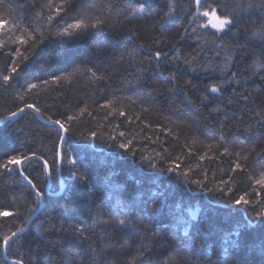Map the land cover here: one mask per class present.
Instances as JSON below:
<instances>
[{"label": "trees", "instance_id": "trees-1", "mask_svg": "<svg viewBox=\"0 0 264 264\" xmlns=\"http://www.w3.org/2000/svg\"><path fill=\"white\" fill-rule=\"evenodd\" d=\"M117 2L119 12L113 13L110 19L120 31L104 28L98 35L73 39L64 44L65 51L50 62L53 67L46 65L42 69L40 65L48 60V53L57 49L56 43L48 44L45 41L47 47L41 46L43 53L37 50L38 55L21 64L17 74L11 73L9 62L17 57L4 55V52L19 46L13 44L9 37L15 39L23 35L30 25H36L34 13L40 11L47 0H36L38 7L35 9L30 7L33 0H0V20L9 22L0 29V43L5 44L0 51V120L11 116L12 112H19L26 103L39 107L43 113H39L40 116L47 121L49 116L61 120L67 116L79 117L67 122L69 131L62 146L64 159L61 167L57 155L61 145L57 142L59 127L45 123L29 109H24L19 116L0 125V161L8 155L31 156L36 153V157L26 162L25 169L44 193L42 208L34 220L37 225L47 226L52 220L65 228L81 220L91 223L89 210L95 217L100 206L104 219H108L110 210L116 218L123 219L115 209L117 206L123 207L132 193L135 207L128 215L134 226L145 229L140 235L155 234L159 237L175 234L178 238L176 249H184V244L179 240H185L195 252V255L189 254L190 259L197 264H233V260L240 264H264V222L256 216V212L260 211L256 200L264 199V189H259L254 183L264 171V153L255 158L249 157L247 161L241 159L247 171H231L238 159L237 152L243 157L246 152H241L242 148L259 145L264 139L259 133L249 136L242 131L247 124L255 125L257 120L264 117V67L261 66L264 55H260L264 42L258 38L250 39L254 31H259L260 20L264 17H252L254 20L241 22L232 30V33H237L236 40L243 47L239 52L232 49V59L222 73L219 68L212 71L201 67L207 63L213 67L224 65L226 53L216 55L219 48L212 43L213 33L216 36L224 34L216 33L211 27L192 31L199 25V13L195 18L189 14L195 12L192 0H175L176 10L171 20L161 19L168 10V0H132L137 5H151L148 10L157 15L148 19L136 15L135 9H128V0ZM208 2L212 3V0ZM55 3H60V0H55ZM82 4L81 18L87 22L96 13L90 7L89 0H82ZM43 10L47 15V8ZM253 12L256 14V10ZM128 13L134 15L132 22L123 20V14ZM123 27L133 28L139 40L123 31ZM56 30L46 28L45 35ZM232 33L224 38L236 43ZM152 37H159L155 45L139 47L142 43L151 45ZM105 39L116 45L115 50L101 44ZM156 50L166 55L156 58ZM122 54L124 60L116 63ZM97 56L111 58L105 59V64L109 65V79L94 82L87 77H77L60 84L53 80V74L72 72L73 60L92 66L97 63ZM192 56H196L197 61L192 65L186 64L185 59ZM141 68H148V71H138ZM231 73L236 74L234 79L239 80V84H223ZM3 74L13 76L8 85L3 84ZM170 74H175V79ZM137 76H143L147 81L150 86L147 90L137 86ZM45 80L48 81L46 85L42 83ZM188 81H191V85ZM31 83L38 84V88L29 91L28 85ZM210 84H223L222 94L207 92L206 86ZM154 88H159L163 95ZM233 88L235 92L231 91ZM179 89H184L186 95ZM148 92L152 93L151 97ZM206 92L209 98L203 100ZM229 99L232 103H228ZM189 100L193 103L189 104ZM109 102H112V108L118 110L116 114H112L110 108L102 107ZM85 107L88 111L80 115ZM213 107L219 111L209 115ZM198 109H202V112L198 113ZM119 111L125 115L120 116ZM136 116L140 119H136ZM178 124L180 127H177ZM237 127L241 131H237ZM168 129L179 133V139L171 135ZM221 129L224 132L223 140L220 139ZM260 131L264 132V129ZM93 132L97 134L95 137L92 136ZM121 132L125 135L120 136ZM129 140L132 142L129 150L119 147L120 143ZM209 145L212 147L209 148ZM189 148L193 149L192 152H189ZM225 148L228 149L227 154H224ZM205 153L206 158L201 159ZM177 156H180V168L176 171H157L150 166L155 165L157 169L170 167ZM37 157H43L52 168L49 189L47 170ZM69 159L76 161L75 166L68 163ZM181 172H187L188 176H182ZM204 172H207V176H202ZM80 175H87L88 182L77 179ZM229 178L231 193L227 189L223 193L208 191L221 179ZM15 179L20 183L14 184L8 176L0 179V183L9 186L8 192L27 200V204L20 201L26 216V208L36 207L34 201L39 200L38 210L41 200L20 176L17 175ZM197 179L206 187H198L192 182ZM253 188L261 192V197H248L253 200L255 210L253 205L246 208L234 203L238 195L251 193ZM153 197L157 198L159 207L156 215L149 218L147 213L141 211L144 207L142 202L146 200L150 206ZM0 206L15 211L6 193L0 194ZM20 223L22 221L16 217L7 218V223L0 220L3 226L0 234L7 233L9 229L15 230ZM25 235L31 242L38 234L32 226V231ZM201 238L204 239L203 246L200 244ZM61 239L65 249L76 258L89 251L90 241L76 244L61 234H48L41 239L38 254L35 244L31 245V249L26 247L20 252L16 244L8 252L0 247V264H13L11 261L18 259L22 253L27 255L29 251L35 264H63L54 247ZM115 239L123 242L119 237ZM126 239L136 241L131 234ZM145 243L151 241L146 240ZM185 251L170 254L184 256ZM165 252L167 250L160 252V257L166 259ZM106 256L110 258L112 252L98 254L97 264Z\"/></svg>", "mask_w": 264, "mask_h": 264}, {"label": "snow or ice", "instance_id": "snow-or-ice-1", "mask_svg": "<svg viewBox=\"0 0 264 264\" xmlns=\"http://www.w3.org/2000/svg\"><path fill=\"white\" fill-rule=\"evenodd\" d=\"M192 3L195 7V12H190L189 14L195 18L196 14L199 13L200 17L207 18L206 22L203 24L197 25L195 28H192V31L195 32L197 28H205L207 29L211 26L212 29L216 30V33H223L226 36L228 33H232L234 28L244 20L245 15H252L253 10L258 9V15L264 16V0H259L257 3L256 0H232L229 3V0H212V3H209L208 0H192ZM90 7L95 11V15L86 22L82 16V0H60V3H55V0H47V3L43 5L40 11L34 13V19L36 20V25H30L24 31L23 35L18 36L15 39L9 37L12 40L13 44L19 45L14 50H10L4 52V55L11 58L13 56L17 57L15 60L10 59L11 65V73H17L21 64L29 61L32 57H36L39 53H43L44 48L47 47L45 41L48 44L56 43L57 49H52L48 53V60L45 61L44 64L40 65V68L44 69L46 65L48 67H53V64L50 63L53 61L54 57H59L62 52L65 51L64 44L73 40L79 39L82 37H86L89 35H98L100 31L104 28H110L113 31H120L121 29L116 27V24L110 19V16L113 13L119 12V5L117 0H89ZM128 9H135L136 15H141L143 18L148 19L156 16L155 12L149 11L148 9L151 5L145 4H135L132 0H128L127 3ZM33 9L38 7L36 0H33V3L30 5ZM44 8H47V15L44 12ZM168 10L164 12L163 20H171L173 19V13L176 10L175 0H168L167 3ZM59 17V19H57ZM134 19V15L131 13L123 14V20L132 22ZM55 22V23H54ZM8 20H0V29L4 28L6 24H8ZM15 25H13L14 27ZM46 28H56L55 32H50L47 36L45 35ZM125 32H128L130 35L136 37L139 40L138 33L135 32L133 28L123 27L122 29ZM183 31L187 32L188 29L182 28ZM233 40H236L237 33H232ZM213 39L212 43L217 45L219 51L216 52V55H220L221 52L226 53L224 65H216L213 67L211 63L203 64L201 67L206 69H211L215 71L217 68L223 73L224 69L228 67V61L232 59V49H236L239 52V49L243 47L236 40V43L232 41H226L224 36H216L215 33L212 34ZM258 38L261 42H264V19L260 20V29L259 31H254L250 37V39ZM159 37L151 38V45L142 43L139 44L140 48L151 47L157 43ZM219 42V43H217ZM102 45H106L109 49L115 50L116 45L113 44L110 40L105 39L101 41ZM5 47L4 43H0V51H2ZM21 48L23 51H21ZM127 52L128 50L125 49ZM131 55V53H128ZM162 55H166L161 50H156L154 52V56L156 58L161 57ZM243 55V53H241ZM260 55H264V44H262ZM105 59H111L110 57L101 58V56H97V63L92 66H88L86 62H77L73 60L72 63L74 65L72 72L67 74L56 75L53 74V80L60 84L61 82H70L77 77H87L89 80L97 82V81H105L109 79L108 76V67L109 65L105 64ZM196 56H192L191 59H185V63L188 65H192L194 61H197ZM124 60V55H120L119 61ZM83 65V66H81ZM264 67V63L261 64ZM27 68V65H25ZM195 71L196 69L193 68ZM138 71L147 72L148 68H141ZM172 79H175V74H170ZM235 73H231L230 76H226L223 84L230 85L235 82L237 84L240 83L239 80H235ZM247 79V77L245 78ZM13 80V76L11 74H3L2 81L4 85H8L10 81ZM43 84H48V81H42ZM136 83L138 87L144 88L147 90L150 86L143 76L136 77ZM191 85V81L187 82ZM223 84H210L207 85V92L222 94L224 88ZM195 87V85H192ZM38 88V84L31 83L28 85V90ZM154 91L160 92L159 88H154ZM172 89H166L165 91H171ZM181 93L186 95L184 89H179ZM232 92H235V89H231ZM204 95L203 100H208V95ZM163 95V92H160ZM148 95L151 97L152 93L148 92ZM219 99V96L216 97ZM247 98V97H245ZM193 103V101L189 100V104ZM228 103H232V100L229 99ZM112 102H109L102 107L110 108L112 114L117 113V109L111 107ZM25 108L32 109L36 113H40L41 109L36 107L35 104L26 103L24 108H20L19 112H23ZM88 111V108L85 107L81 110L80 115H83ZM143 111L147 112L148 109H143ZM219 109L213 107L210 110L209 115L211 113L218 112ZM202 112V109H198V113ZM120 116H124L125 113L123 111H119ZM11 115L13 117L18 115V112H12ZM76 116H67L65 120L61 119H52L51 116L48 117V120L53 124L59 127L60 133H58V144H63L64 142V133L69 131V127L66 126L67 122L78 119ZM204 118V117H202ZM136 119H140L139 116H136ZM151 126V125H149ZM159 127V125H157ZM258 126V127H256ZM177 127H180L178 124ZM264 129V117L260 120L256 121V124H247L242 131L249 136L255 135L259 133L260 136H264V132L260 130ZM171 135L176 136V139H179V133L174 132L172 129H168ZM237 131H241L239 127H237ZM97 134L95 132L92 133V136L95 137ZM123 132L120 133V136H124ZM224 132L223 129L220 130V139L223 140ZM196 141H193L195 144ZM220 145H217L219 147ZM119 147L121 149H125L126 151L132 147V142L129 140L126 143H120ZM209 148L212 146L209 145ZM259 149V151L257 150ZM192 148H189V152H192ZM241 152H246V155L240 157V153L237 152L236 156L238 159L234 162V167L231 171L236 172L237 170L243 172L247 171L246 165L241 163V159L247 161L249 157L255 158L256 156L264 153V139H261L259 145H253L248 149H241ZM228 153V149L225 148L224 154ZM57 155L61 160L64 159L63 153L59 152ZM135 155V153H133ZM205 156H201V159L206 158ZM33 157H36V153H32L31 156L24 154H14L8 155L6 159L0 161V179L8 176L12 178V182L14 184H19L20 181L16 180L15 177L18 175L22 178L23 181L27 183L30 190L35 194L36 197H43L44 193L37 187V183L34 182L29 175L26 174L25 164L30 161ZM39 160L43 161L44 168L49 169V173L51 174V166L49 162L45 160L43 157H37ZM180 160V156L175 157L171 161V166L167 168H159L157 169L155 165H150L152 168L157 171H176L180 168V164L178 161ZM69 164L75 166L76 161L69 159ZM78 171V169L76 170ZM192 171V169H189ZM75 174V173H73ZM181 175L184 177L188 176L187 172H181ZM202 176H207V172L202 173ZM80 181L87 183L89 177L87 175H80L77 177ZM214 179V177H213ZM231 178L229 180L221 179L218 184H214L211 189H208L210 192H220L223 193L226 189L231 193L232 189L228 187ZM198 187L204 188L206 185L202 184L201 180H193ZM255 185L259 186V189H264V171H262L259 175L258 179L254 180ZM220 185H224L225 187H221ZM8 185L0 183V194L6 193L10 199L12 205L15 207V211L10 210L8 207L0 206V220H3L4 223H7V218L16 217L22 221L18 226H15V230L9 229L7 233L0 234V247L3 248L5 252H8L12 245H18L17 251L20 252L24 248L31 249V245L35 244V252L38 254L41 251V239L48 234H61L67 239L74 241L76 244H81L85 241H90L88 244L89 251L79 258H76L69 254V252L65 249L63 240H58L57 244L54 246L61 258L63 264H97V255L98 254H106L109 251L112 252V256L105 257L104 260H101L99 264H197L196 261L190 259V255H195L193 248L191 245L187 244L185 240H179V243L184 244V249L177 250L175 245L178 241V238L175 234L171 236L160 235L157 237L155 234L151 236H143L140 235L141 232H144L145 229L140 227L139 225L133 224L131 218L128 213L132 212L135 207V201L132 199L133 194H129L128 202L123 206H117L115 212L119 213V215L123 216V219L116 218L113 215V211H109L107 213L108 219H104L103 216V208L100 206L97 209L96 216L93 217L91 215V210H89V219L91 223H88L85 220L79 221V223L69 225L65 228L62 224L57 225V223L52 220L47 223V226L37 225L36 222L32 219V215L37 211L40 201L35 200L34 203L36 207H28L26 208L27 215L23 214L21 209L20 201H23L24 204H27V200L23 196H18L12 192H8ZM257 188H253L252 192H245L243 195H238L234 199V203L236 205H243L244 207H248L249 205H253V200L249 199L250 195L254 197H261V192ZM103 199V197L101 198ZM152 203L149 206L147 201H143L144 207L141 209L142 212L147 213L148 217L156 215L158 210L157 198L153 197ZM256 204L260 205V211L256 212V216L264 222V199L256 200ZM255 210V205H253ZM32 226L35 227L36 233L38 234L36 237H33L31 242L25 235L26 233H30L32 231ZM3 226L0 225V228ZM99 229V230H97ZM128 234L136 237V241H130L126 239ZM119 237L123 242H119L115 238ZM146 240L151 241V243H145ZM235 243V242H234ZM201 246L204 244V239L200 240ZM186 249V251H185ZM46 250V249H45ZM167 250L165 252V258L160 257V252ZM185 251L184 256L171 255L172 252ZM32 252L29 251L27 255L23 253L20 255L18 259L14 261V264H35V261L32 258ZM233 264H240L239 261L233 260Z\"/></svg>", "mask_w": 264, "mask_h": 264}, {"label": "water", "instance_id": "water-1", "mask_svg": "<svg viewBox=\"0 0 264 264\" xmlns=\"http://www.w3.org/2000/svg\"><path fill=\"white\" fill-rule=\"evenodd\" d=\"M25 109H28V108H25ZM29 110L33 111V112H34V113H35L40 119H42L45 123L50 124V125H53L50 121L44 120V119L40 116L39 113H36V112H35L34 110H32V109H29ZM21 113H22V112H18V115H17V116H19ZM17 116H15V117H17ZM15 117H13V116L11 115V116H9V117H7V118H5V119L0 120V125H3V124H5V123H7L8 121L14 119ZM63 135H64V139H65V138H66V133H64ZM63 143H64V142H63ZM62 146H63V144L60 145L59 152H62ZM59 161H60V167H61V165H62V160L60 159V157H59ZM46 170H47V175H48V180H49V184H48V189H49V187H50L52 181H51V176H50V173H49V169H46ZM62 184H63V183H62ZM40 200H41V206H40V208L37 210V212L34 214V216L32 217L33 220H35L36 216L38 215V213L40 212V210H41V208H42L43 197H40ZM11 262L14 264V261H11Z\"/></svg>", "mask_w": 264, "mask_h": 264}, {"label": "rangeland", "instance_id": "rangeland-1", "mask_svg": "<svg viewBox=\"0 0 264 264\" xmlns=\"http://www.w3.org/2000/svg\"><path fill=\"white\" fill-rule=\"evenodd\" d=\"M252 17H258L259 19H260V15H258V10H256V14H254V12H253V14L252 15H245V18H244V20L242 21L243 23H245V22H248V20L249 21H252V20H254V19H252ZM264 17V16H263ZM206 19L207 18H202V17H200V15H199V24H203V23H205L206 22ZM264 19V18H263ZM209 27H211V26H209Z\"/></svg>", "mask_w": 264, "mask_h": 264}]
</instances>
